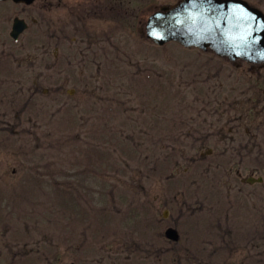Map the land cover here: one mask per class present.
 I'll return each instance as SVG.
<instances>
[{
    "label": "rangeland",
    "instance_id": "obj_1",
    "mask_svg": "<svg viewBox=\"0 0 264 264\" xmlns=\"http://www.w3.org/2000/svg\"><path fill=\"white\" fill-rule=\"evenodd\" d=\"M92 1L0 5V264H264V70Z\"/></svg>",
    "mask_w": 264,
    "mask_h": 264
},
{
    "label": "water",
    "instance_id": "obj_2",
    "mask_svg": "<svg viewBox=\"0 0 264 264\" xmlns=\"http://www.w3.org/2000/svg\"><path fill=\"white\" fill-rule=\"evenodd\" d=\"M14 1L31 4L34 0ZM25 28L23 21L16 20L14 36ZM146 32L147 38L160 46L176 41L205 52L212 50L232 62L264 63V14L244 0H184L153 14ZM256 181L263 180L252 182ZM167 236L180 239L172 228Z\"/></svg>",
    "mask_w": 264,
    "mask_h": 264
},
{
    "label": "flooded vegetation",
    "instance_id": "obj_3",
    "mask_svg": "<svg viewBox=\"0 0 264 264\" xmlns=\"http://www.w3.org/2000/svg\"><path fill=\"white\" fill-rule=\"evenodd\" d=\"M38 1H40V2H42L43 4H42V6H41V9H45L44 11L45 12H48L47 10H50V11H54L55 9H61L62 8V2H63V0H57V2H56V0H35L34 2H33V4H31V5H25V4H17V5H23L25 8H26V10H28V9H32V8H35L36 6H37V2ZM72 1H74V0H72ZM105 2L109 5V3H110V0H105ZM250 2V1H249ZM6 3H13V1H7V2H0V5H7ZM251 3V2H250ZM253 6H256V7H259V6H257V5H255V4H253V3H251ZM1 7V6H0ZM47 8V9H46ZM259 8H261V7H259ZM40 9V8H39ZM262 9V8H261ZM5 10L4 9H0V12H4ZM264 11V10H263ZM6 18H8V16L7 17H5V18H2V20L4 21ZM16 18V17H15ZM15 18H13L12 19V24H11V30L9 31V34H8V36H9V38H5L4 40H3V45L5 44V45H9L10 43H15V41L13 40V38L11 37L12 35H11V31H12V28H13V23H14V20H15ZM24 19V18H23ZM24 20H26V19H24ZM26 22L28 23V21L26 20ZM28 25H29V28H28V30L21 36L22 38L28 33V31L30 32V24L28 23ZM249 65L252 69H259V70H264V65H253V64H248V63H246V62H242V61H239L238 63H237V65L239 66V67H241L242 65ZM246 135H249L248 133H246ZM239 174H238V176L241 178V180L243 181V182H245V183H247V184H250V185H252L253 183L251 182V180H253V179H251L250 177H248V178H244L243 176H242V174L240 173V172H238ZM259 179V178H258ZM257 179V180H258ZM257 182V181H256ZM263 183V182H262ZM255 184H257V183H255Z\"/></svg>",
    "mask_w": 264,
    "mask_h": 264
}]
</instances>
